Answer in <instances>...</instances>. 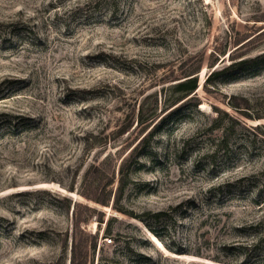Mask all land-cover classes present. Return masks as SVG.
<instances>
[{
    "label": "rangeland",
    "instance_id": "rangeland-1",
    "mask_svg": "<svg viewBox=\"0 0 264 264\" xmlns=\"http://www.w3.org/2000/svg\"><path fill=\"white\" fill-rule=\"evenodd\" d=\"M0 115V264H264V0H0Z\"/></svg>",
    "mask_w": 264,
    "mask_h": 264
},
{
    "label": "trees",
    "instance_id": "trees-1",
    "mask_svg": "<svg viewBox=\"0 0 264 264\" xmlns=\"http://www.w3.org/2000/svg\"><path fill=\"white\" fill-rule=\"evenodd\" d=\"M243 45L244 44H242L241 46ZM241 46H239L238 48H240ZM238 48L234 50H237ZM256 60L257 59H252V60L243 59L240 61L231 62L227 66H224L220 69H217V70L214 69L208 74V76L203 82V85L208 86V85L214 84L216 80H219L224 75L231 73L234 70H242L246 65L252 62H256ZM216 61L217 60L215 59V61L212 63V66L216 63ZM197 71H192L190 73H187L184 76L185 79L183 81L177 83L176 85L172 87V93L174 97L172 98L171 103L168 105L167 110H165L167 112H165L161 117H156L154 115V110L157 107V99L153 102L154 104V107L152 109L153 111L147 119L145 117L146 113L144 112V107L142 106L138 109L137 123L143 124L144 119L147 120L146 122H150V123L153 122L156 118H158V120H155L156 122L154 121L155 122L154 124L149 125L150 123H147L146 125L142 127L140 131L142 133L144 132L143 133L144 136H142L137 146L128 154V156L120 162L119 168H118V175H119L118 186L116 189V192L118 191L117 193L118 198L122 197L126 187L128 186V183L130 182L128 171L125 172V170H127L129 166H131L132 164H136V165L139 164L138 163V158H139L138 145L147 144L156 132L164 129V127L167 126L169 120L171 119V116L177 113L178 111H181L182 109L187 108V107H190L196 111H199L198 106L200 105V103L197 97H194V95L196 94L195 91H196ZM147 111L148 109L146 108V112ZM12 119H17V118L12 117ZM4 124H7V126H9L10 128L13 127L11 126L10 121L4 119V115H0V128H2ZM130 125L131 124H128L126 127L121 129L120 132L126 131L130 127ZM149 126H150V129H149ZM93 168L94 169L92 170L91 169L88 170L89 172L87 173V179L84 181V184L86 185V187L94 188V193L92 195H95V196L91 197L92 200L95 203L104 206L109 203V200L112 195V190H109L108 192H106L105 190H106V186H108L112 182L113 175L111 176V178H108L106 177L105 174H102L98 168L96 167H93ZM103 179L105 182H103ZM72 189L73 187L71 185L68 188V190L72 191ZM85 196L86 198H89L88 195H85ZM101 196L103 197L101 198ZM98 222L101 223L102 219L99 220ZM73 264H76V262L73 261Z\"/></svg>",
    "mask_w": 264,
    "mask_h": 264
},
{
    "label": "bare ground",
    "instance_id": "bare-ground-1",
    "mask_svg": "<svg viewBox=\"0 0 264 264\" xmlns=\"http://www.w3.org/2000/svg\"><path fill=\"white\" fill-rule=\"evenodd\" d=\"M202 108H203V105H201L200 109H202Z\"/></svg>",
    "mask_w": 264,
    "mask_h": 264
}]
</instances>
